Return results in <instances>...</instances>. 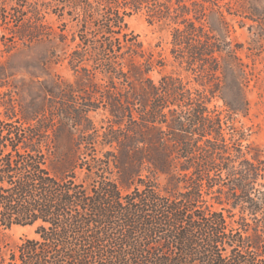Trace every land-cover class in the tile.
I'll list each match as a JSON object with an SVG mask.
<instances>
[{"label": "trees", "instance_id": "obj_1", "mask_svg": "<svg viewBox=\"0 0 264 264\" xmlns=\"http://www.w3.org/2000/svg\"><path fill=\"white\" fill-rule=\"evenodd\" d=\"M239 1L0 0L2 50L41 47L44 72L45 44L74 74L0 119V264H264V157L234 123L252 71L222 9ZM136 13L169 29L168 59ZM13 225L34 236L6 243Z\"/></svg>", "mask_w": 264, "mask_h": 264}, {"label": "rangeland", "instance_id": "obj_2", "mask_svg": "<svg viewBox=\"0 0 264 264\" xmlns=\"http://www.w3.org/2000/svg\"><path fill=\"white\" fill-rule=\"evenodd\" d=\"M240 0L238 5L224 6L222 9L231 23L230 38L232 43L240 45L238 54L248 64L252 74L245 88L248 99L247 115H238L235 125L244 131V143H250L258 149L264 157V0ZM236 15H228L229 7ZM252 6V8H251ZM130 30L139 35L145 48L153 50L166 59L169 58V29L161 28L158 24H150L141 13L131 15L126 19ZM0 40V76L7 84L0 86V119H6V114H11L10 103L14 102L15 110L20 115L28 113L31 98L39 103L42 96L41 82L53 80H74V74L66 67L64 61L48 64L45 61L47 47L44 44V72L39 67H33L31 61L41 53V47H21L17 51L5 52ZM61 56H63L61 54ZM30 63V64H29ZM171 70L170 66L163 69L156 68L150 76L155 81L161 73ZM33 71V74L30 73ZM45 85V84H44ZM1 103L4 104L1 105ZM220 103V101L218 102ZM95 121L105 118L102 110L90 114ZM34 236V227L13 225L3 231L6 243L16 245L25 237Z\"/></svg>", "mask_w": 264, "mask_h": 264}]
</instances>
